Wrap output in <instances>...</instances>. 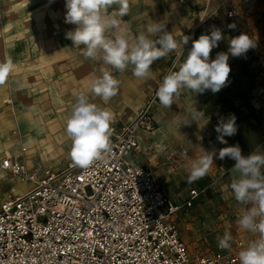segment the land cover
<instances>
[{
	"label": "crops",
	"instance_id": "obj_1",
	"mask_svg": "<svg viewBox=\"0 0 264 264\" xmlns=\"http://www.w3.org/2000/svg\"><path fill=\"white\" fill-rule=\"evenodd\" d=\"M65 4L66 0H0V62L10 60L13 64L7 80L0 84V155L21 157L22 154L28 165L27 157L31 152L28 144L34 146V152L37 144L48 139H54L55 144L66 142L71 145L66 122L79 94H86L88 102L113 113L111 138L117 128L147 103L148 95L157 92L164 77L179 70L178 66L187 58L193 41L201 34L210 35L215 26L225 37L211 51L210 60L215 59L218 52H227L228 41L233 38L219 23L220 18H213L211 25L197 21L194 38L184 33L191 40L187 46L183 44V53L180 54L179 50V55L178 50H174L155 60L149 70L152 77L137 79L132 74L133 65L118 71L111 65H99L96 60L85 58V46H74L66 36L77 25L65 22ZM128 4V14L119 18L120 27L106 35L114 38L116 33L123 31L130 46L141 32L153 41L165 33L175 34L171 28L177 22L179 26V17L188 13L184 9L187 6L176 0H128ZM118 8V4L113 5L106 10V14L111 16ZM149 23L163 24L164 29L149 34L146 31ZM182 38L178 39L179 45ZM157 47L160 45L157 44ZM99 54L102 55V50ZM228 63L231 69L228 80L217 93L211 90L203 93L182 91L167 108L162 107L156 97L152 106L154 128L140 134L141 149L136 152L144 155L142 161H138L134 152L132 159L135 162L167 167L173 163L190 170L191 162L202 154L201 149L218 154L222 148L239 145L245 157L263 153L264 122L257 108L259 89L248 52L239 57L229 55ZM104 71L111 72L119 82L116 95L106 102L88 90L91 80L100 77ZM194 110L203 113L206 120L203 126L194 120ZM231 115L236 117L237 132L224 137L226 144L221 143L217 138L216 125ZM184 148L187 153L182 152ZM171 154L175 156L174 160L169 159ZM32 157L34 161H41L37 154ZM234 164L235 160L228 157H214L213 165L204 178L210 177L213 184H220L223 178L233 176L240 179L239 173L232 172ZM260 170L263 173L264 167ZM0 174L3 177L12 176L5 170H0ZM200 186H205V183ZM162 189L166 194H172L170 188ZM4 197L0 199V204Z\"/></svg>",
	"mask_w": 264,
	"mask_h": 264
},
{
	"label": "built area",
	"instance_id": "obj_2",
	"mask_svg": "<svg viewBox=\"0 0 264 264\" xmlns=\"http://www.w3.org/2000/svg\"><path fill=\"white\" fill-rule=\"evenodd\" d=\"M215 6L213 12L234 16L230 0ZM156 93L114 131L105 159L87 169L73 161L61 170L39 160L29 167L22 157L0 155V170L30 182L1 201L0 264H240L239 252L256 237L247 243L239 235L230 248L193 253L182 236L177 214L193 207L213 181L191 187L178 202L151 166L132 159L140 134L154 128Z\"/></svg>",
	"mask_w": 264,
	"mask_h": 264
},
{
	"label": "clouds",
	"instance_id": "obj_3",
	"mask_svg": "<svg viewBox=\"0 0 264 264\" xmlns=\"http://www.w3.org/2000/svg\"><path fill=\"white\" fill-rule=\"evenodd\" d=\"M119 5L111 16L106 10L113 5ZM67 9L65 22L77 25L74 31L66 33L73 45L85 46L83 55L86 59L102 60L118 71H124L128 65H133L132 74L135 78H151L150 66L152 63L178 50L180 45L173 34L165 33L158 40L146 38L141 32L130 46L127 34L123 31L108 38L106 35L120 27V19L129 12L128 0H66ZM164 29L163 24L149 23L146 31L156 34ZM189 36H183L182 43L187 44ZM225 37L222 31L215 26L209 34H201L194 40L187 58L179 64V70L170 72L160 83L157 97L162 107H170L174 99L182 92L191 90L193 93H203L211 90L217 93L225 86L230 66L229 55L239 57L255 46V41L247 34L231 38L228 41L227 52H218L215 59L210 60L211 51L218 47ZM157 44L160 47H157ZM102 50V55L99 53ZM13 70L10 60L0 62V84H3ZM119 82L111 72L104 71L100 77L91 80L88 90L103 101H108L116 95ZM86 94L77 96L71 114L66 122L67 137L71 140L69 156L74 165L87 169L94 162L103 161L110 151V127L114 117L110 110L90 103ZM194 120L203 126L206 120L203 113L194 110ZM218 140L227 143L224 137L236 134V117L231 115L226 120L221 119L215 128ZM191 162L187 182L193 183L203 178L213 165L214 157L235 160L232 172L239 173L240 179L232 178L229 184L235 200L238 203H252L238 218L241 229L260 234V239L249 244L246 250L239 252L240 264H264V153H254L245 157L241 154L239 145L225 147L217 152H205ZM257 217L259 220L257 222ZM228 233L219 240L221 249L229 248Z\"/></svg>",
	"mask_w": 264,
	"mask_h": 264
},
{
	"label": "rangeland",
	"instance_id": "obj_4",
	"mask_svg": "<svg viewBox=\"0 0 264 264\" xmlns=\"http://www.w3.org/2000/svg\"><path fill=\"white\" fill-rule=\"evenodd\" d=\"M176 1L179 4H185L187 7L184 9L188 12L179 17L181 19V23H179L180 27L177 22V25L171 28V32L175 33L173 35L177 41L178 39L180 41L184 33L194 38V34L197 31L194 26L195 23L198 21L199 24L203 22V24L211 25L210 22L213 18H220L219 23H222V27L227 25V28L224 27V30H228L233 37L245 33L255 41V46L247 52L257 77V88L259 89L257 108L262 113L260 118L264 122V0H230L234 9L233 17L222 16L223 13L220 10L213 12L216 9L215 4H217V0ZM207 12L213 13L208 19L205 17ZM226 20L227 22L224 23ZM182 45L183 43L180 45L177 54H179ZM96 61L99 65L103 63L102 60ZM151 96L152 93L148 95L147 100ZM53 140L48 139L40 145L37 144L35 152L34 146L28 144V148L31 151L27 157L29 167H32L35 163L34 157H32L35 154L39 156L44 166L51 167L54 170H61L68 162L72 161L69 156L71 145L66 142L55 144ZM262 152L264 153V147ZM134 154L138 161H142L144 153L135 152ZM20 156L22 157L23 155L21 154ZM172 164H169L167 167L165 165L157 166L156 164L143 163V165L151 166L154 169L161 188H170L172 194L168 195L178 202L184 201L192 186H200L204 183L208 185L211 180L210 177H203L193 183H188L187 176L189 170ZM170 166L174 168L170 169ZM231 182L232 178H223L220 184L216 182L203 192L193 207L177 214V219L182 229V236L193 253L218 249L219 240L224 238L225 233H228L231 237L229 248L235 245V239L239 235L243 236L247 243H250L254 237L258 240L260 239L258 232L253 234L238 226V218L254 205L252 203H238L231 189L228 187ZM28 187H30L29 181H22L13 176L3 177L0 174V199L9 191H13L14 194H20V191L23 192ZM258 220L259 217H257Z\"/></svg>",
	"mask_w": 264,
	"mask_h": 264
},
{
	"label": "flooded vegetation",
	"instance_id": "obj_5",
	"mask_svg": "<svg viewBox=\"0 0 264 264\" xmlns=\"http://www.w3.org/2000/svg\"><path fill=\"white\" fill-rule=\"evenodd\" d=\"M220 11H222V13H223V15H225V10H220ZM226 16V15H225ZM227 22V20L224 22V23H226ZM224 27H226L227 28V25H224ZM155 102V101H154Z\"/></svg>",
	"mask_w": 264,
	"mask_h": 264
},
{
	"label": "bare ground",
	"instance_id": "obj_6",
	"mask_svg": "<svg viewBox=\"0 0 264 264\" xmlns=\"http://www.w3.org/2000/svg\"><path fill=\"white\" fill-rule=\"evenodd\" d=\"M200 23H201V22H200ZM190 39H191V37H190ZM190 39H189V41H190ZM184 49H185V48H184V45H182V47H181V49H180V53L183 52Z\"/></svg>",
	"mask_w": 264,
	"mask_h": 264
}]
</instances>
